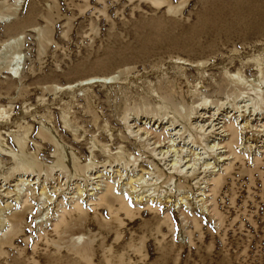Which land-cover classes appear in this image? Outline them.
<instances>
[{
    "label": "rangeland",
    "instance_id": "rangeland-1",
    "mask_svg": "<svg viewBox=\"0 0 264 264\" xmlns=\"http://www.w3.org/2000/svg\"><path fill=\"white\" fill-rule=\"evenodd\" d=\"M251 6L252 0H0V14L16 9L11 21L0 22V50L17 47L21 54L15 65L20 78L12 79L11 89H3L0 98V125L8 122V131L26 138L20 156L29 153L41 177L45 172L49 176L48 181L40 179L48 199H38L37 190L36 198L28 193L9 200L12 207L4 216L23 214L24 224L18 236L0 248V264H264V168L251 163L264 158V153H256L264 147L250 148L253 144L236 117L215 148L209 150L201 142L207 161L188 160L196 162L203 175L200 202L182 205L185 200L177 202L181 192H167L162 198L171 195V202H151L149 210L125 215L118 206L99 201L105 178L100 191L90 190L94 186L84 179L81 192L70 197L64 192L76 191L73 179L63 186L62 195L58 185L49 189L58 182L50 170L62 154L67 165L84 171L91 159L101 158L95 153L104 154L91 153L92 137L114 148L113 143L124 139L113 141L109 134L124 136L125 115L138 114L141 122L142 114L156 115L136 111L155 110L152 90L163 78L177 92L191 89L188 93L195 94L189 83L209 80L216 91L215 81L228 83L226 70L232 62L236 68L238 61L253 64L256 59L264 65V16L250 11ZM15 36L18 45L2 46ZM110 74L116 77L110 84L56 88L80 76ZM182 100L170 99L172 104L163 110L177 108ZM135 125V132L144 130L140 138L161 131L156 124ZM0 130L5 131L3 126ZM53 136L65 148H59ZM9 141L17 151L18 145ZM148 155L151 161L150 151ZM223 157L228 160L217 162ZM7 170L0 168V175ZM121 188H114L113 195H123L135 211L128 189ZM113 215L123 220L118 237L109 227L101 228ZM6 218L0 239L10 230Z\"/></svg>",
    "mask_w": 264,
    "mask_h": 264
},
{
    "label": "bare ground",
    "instance_id": "bare-ground-1",
    "mask_svg": "<svg viewBox=\"0 0 264 264\" xmlns=\"http://www.w3.org/2000/svg\"><path fill=\"white\" fill-rule=\"evenodd\" d=\"M17 2L18 0H16ZM251 10L264 16V0H252ZM15 13L16 9L14 8L10 13L0 14V22L11 21ZM18 41L19 36L9 37L2 46L13 47V44L15 46L18 45ZM19 59H21V54L17 47L6 53L0 50V84H4V86L0 87L1 99L4 93L3 89H11L13 85L12 79L20 78L18 68L15 66L17 62H20ZM185 63L195 65L187 61ZM238 63V68H236V62H232L229 65L231 67L226 70L227 80L230 85L228 83L225 84L223 81L214 82L219 86L218 91L210 89L209 80H206L195 85L189 83L191 87H194L195 94L188 93L191 89L177 92L173 87L169 86L170 80L163 78V81L156 84L154 86L155 89L152 90L154 98L157 99L155 110L136 111L137 113H152L156 115L146 116L142 114L140 116L145 118L142 122L138 118V114L131 117L125 115L123 117L124 136L117 131L109 134L113 141L119 139V136L124 139L120 144L113 143L114 146L116 145L114 148H111V144H102L98 142L96 137L91 138L90 136L91 153L96 150L103 151L104 154L95 153L94 156L101 158L91 159V163L86 164L84 171L79 166L67 165L66 161L68 159L65 154H62L56 159L53 166L51 164L52 168L50 171L56 175L58 182L51 185L49 189L58 185L61 191L59 195H62L65 191L63 186L73 179L74 184H76L74 186L76 191L64 192V194L68 195L67 197H70L69 194L74 195L81 192L80 183L84 179L94 186L90 190L100 191L101 188L98 187L100 186V180L105 178L107 179L106 188L103 190L105 194H101L99 201L108 207L118 206V210L123 211L125 215H137L141 211L149 210V208H152L151 202H156L160 205L171 202V199H173L171 195H166L162 198V195L167 192H181L177 202L178 200H185L182 205L200 202L201 199L198 198L202 189L199 185L203 175L197 169V163L189 164L188 160L190 158L208 160L207 156L204 157L205 153L202 150L201 142H205L209 150L215 148L216 142L226 135L225 127L228 126L232 117H236L242 123L246 140L253 144L250 148L256 149L258 144L264 147V93L259 92V89L264 90V65L259 59H256L254 63L252 62L253 64L240 61ZM205 65L207 64L202 66ZM115 78L113 74L80 76V78H77L78 80L63 86H56V88L58 90L66 88L86 89L88 86L96 84H110ZM186 78H190V74ZM221 89L223 92H221ZM178 98L183 100L177 108L163 110V107H169L167 105L172 104L169 101L170 99ZM2 110L0 109V112ZM163 111L167 112L162 113ZM228 117H230V120H227ZM63 118L64 124H66L68 122L66 116H63ZM133 119H136V121L130 124L129 122L133 121ZM2 120L3 118L0 117V122ZM139 122L144 125L156 124L157 129L161 131L140 138L139 134H142L144 130L139 133L135 132V124ZM8 124L6 122L0 125V127L3 126L5 129V131L0 130V168L2 169L6 166L8 169L6 173L0 175V224L4 221L3 218H6L4 216L6 211L12 207L10 203L11 197L19 200L31 193V197L36 198L37 190H39L40 194H38L37 198L41 199L42 196H45L44 198L48 199L46 197L48 194L47 189L40 183V179L42 181L49 180L48 174L45 172L41 177V172L37 170L34 161L28 155L29 153L25 154L24 159L20 156V153L24 152L26 138H19L18 135H13L14 131H8ZM232 131L231 142L233 143L236 139V134L234 129ZM131 137L134 139L131 140ZM9 138L18 145L17 151L9 146ZM110 138L108 137L109 142L111 141ZM52 140L59 148H65L62 143L57 141L56 136H53ZM134 142H136V146ZM133 146H135L134 150H129L133 149ZM149 151L151 152V161L148 160ZM115 152L118 154H114ZM256 153L264 152L258 151ZM53 154L56 157L59 154V150L55 148ZM117 155L119 157H116ZM174 156H176V159H174ZM5 157H8L10 161L7 162ZM225 160H228V158H218L217 162L224 163ZM251 163L253 166L264 168V158H254ZM107 173L110 174L109 177ZM110 177L114 178L111 179ZM115 180L116 183H114ZM215 181L217 183L219 178L215 179ZM122 186H125L126 190L128 189L129 197L135 202V211H133L132 206L126 204L123 195H113L114 188L122 190ZM23 188L24 190H22ZM158 192L157 196H152ZM145 199H148L146 203H144ZM1 203L6 204L1 206ZM24 210L26 211L28 208L24 206ZM22 216L23 214L10 215L6 218L8 223H10V230L4 238L0 239V248L3 245L10 244L18 236L24 224V221L21 220ZM113 217L112 221L101 224V228L109 227L114 236L118 237L123 220L114 215ZM62 223L63 220L60 224ZM97 235L99 236L100 232Z\"/></svg>",
    "mask_w": 264,
    "mask_h": 264
}]
</instances>
